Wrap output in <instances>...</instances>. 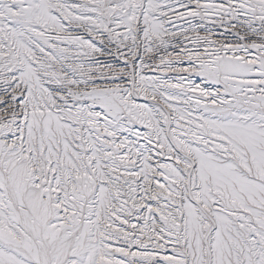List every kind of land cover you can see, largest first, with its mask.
<instances>
[{
	"label": "snow or ice",
	"instance_id": "snow-or-ice-1",
	"mask_svg": "<svg viewBox=\"0 0 264 264\" xmlns=\"http://www.w3.org/2000/svg\"><path fill=\"white\" fill-rule=\"evenodd\" d=\"M0 264H264V0H0Z\"/></svg>",
	"mask_w": 264,
	"mask_h": 264
}]
</instances>
